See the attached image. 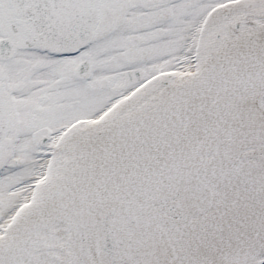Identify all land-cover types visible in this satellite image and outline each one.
Masks as SVG:
<instances>
[{
	"label": "snow or ice",
	"instance_id": "1",
	"mask_svg": "<svg viewBox=\"0 0 264 264\" xmlns=\"http://www.w3.org/2000/svg\"><path fill=\"white\" fill-rule=\"evenodd\" d=\"M0 264H264V0H0Z\"/></svg>",
	"mask_w": 264,
	"mask_h": 264
}]
</instances>
